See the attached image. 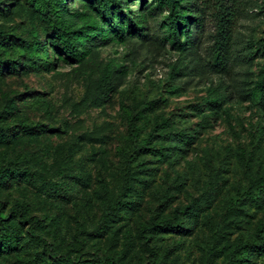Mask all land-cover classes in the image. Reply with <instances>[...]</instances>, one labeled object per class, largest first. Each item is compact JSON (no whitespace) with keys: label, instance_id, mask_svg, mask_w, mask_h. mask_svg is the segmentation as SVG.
<instances>
[{"label":"rangeland","instance_id":"374dc122","mask_svg":"<svg viewBox=\"0 0 264 264\" xmlns=\"http://www.w3.org/2000/svg\"><path fill=\"white\" fill-rule=\"evenodd\" d=\"M189 1L201 23L189 24L191 49L94 38L85 64L52 48L55 16L45 0H0V61L17 65L0 70V112L8 102L15 108L0 119V170L20 175L0 187V217L21 235L0 264H55L67 253L117 264H228L237 247L264 264L250 253L263 235L264 194L243 196L264 172V0ZM66 3L70 14L98 18L87 0ZM121 5L143 17L149 37H164L165 7ZM32 42L39 47L30 53ZM106 67L114 74L100 88ZM126 180L130 210L99 224ZM20 203L23 225L9 215ZM186 207L181 232L144 231Z\"/></svg>","mask_w":264,"mask_h":264},{"label":"trees","instance_id":"16d2710c","mask_svg":"<svg viewBox=\"0 0 264 264\" xmlns=\"http://www.w3.org/2000/svg\"><path fill=\"white\" fill-rule=\"evenodd\" d=\"M46 5L53 8V14L55 16L53 28V41L51 42L52 48H55L59 52H62L69 60H74L78 63L85 64L88 61L85 59L87 56V49L85 44L94 38H100L103 43L113 42L115 39L122 43L126 38L138 37L142 40L149 39L153 42H159L161 45L164 42H168L169 45L177 51H183L185 49H191L193 47V36L189 32V24L195 25L196 28L201 27L200 19L197 17L190 7L192 4L189 0H155V2L165 7L167 14L163 17L162 24L165 26L163 38L158 36H150L146 33V27H144L145 21L141 18L134 19L128 14L124 13L121 5V0H87L89 4L95 5L98 18L93 17L83 12H76L70 14L67 11L66 0H45ZM152 5H149L147 9H150ZM72 17H76L81 23L80 26L75 25V20ZM106 25V26H105ZM106 27V28H105ZM227 40L230 37L229 30H226ZM264 49V42L260 44ZM39 47L38 42H32L29 47V52L35 51ZM41 52L47 54V47H41ZM215 64L225 66V60L222 62L221 57L216 59ZM121 68V66H120ZM17 65H9L7 62L0 61V70L16 71ZM114 74L113 70L107 67L103 69L102 75L99 79L100 88L106 86L111 80ZM259 91L264 92V80L263 85L259 87ZM215 102V101H214ZM151 105V103L147 104ZM13 105L8 102L5 105V109L0 112V119L4 118L7 114L14 112ZM140 121L146 120V115L142 110L137 113ZM166 123V121H163ZM130 131L134 132V137H137L135 133L133 122L129 124ZM22 132L26 135H32L33 129L29 127H22ZM6 137L4 128L0 125V138ZM147 144V141L144 142ZM158 154L162 155L160 152ZM163 156V155H162ZM129 170L126 169L125 176L127 178ZM20 178V175L16 171L0 170V187H5L8 182H15ZM129 187L127 186V180L122 184L118 196L115 200L105 206L102 211L99 224L114 213H120L130 210L128 206L130 201L128 200L127 192ZM258 193L264 194V172L260 177L250 182L248 188L244 192V197L253 199ZM191 207H186L176 211V215L173 220H165L158 224L151 223L144 231L150 234H158L164 232H181L179 229V220L182 216H187L191 213ZM12 214V218L18 221V225H23L22 219L27 215V206L23 203L16 204L11 208L9 215ZM8 218V216H7ZM7 218L0 217V254L5 252L14 251L21 239L20 230L16 227L9 226L6 223ZM34 225V224H33ZM32 225V226H33ZM263 235L258 239V244L252 245L251 252L255 255H264V225L262 226ZM246 248L237 247L233 252L229 254L228 264H253L250 260V255H245ZM40 254L36 257L40 261ZM55 264H117L114 260L104 259L99 261L91 258L89 260H82L76 258L72 260L67 253L64 257H54ZM37 264V263H36Z\"/></svg>","mask_w":264,"mask_h":264}]
</instances>
